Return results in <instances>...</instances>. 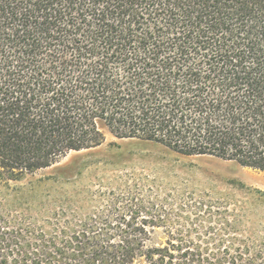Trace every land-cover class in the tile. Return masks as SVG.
<instances>
[{
	"label": "trees",
	"instance_id": "trees-1",
	"mask_svg": "<svg viewBox=\"0 0 264 264\" xmlns=\"http://www.w3.org/2000/svg\"><path fill=\"white\" fill-rule=\"evenodd\" d=\"M104 131L264 173V0H0V189ZM136 200L48 227L0 203V264H264V243L172 234ZM172 212L204 228L202 205Z\"/></svg>",
	"mask_w": 264,
	"mask_h": 264
},
{
	"label": "rangeland",
	"instance_id": "rangeland-1",
	"mask_svg": "<svg viewBox=\"0 0 264 264\" xmlns=\"http://www.w3.org/2000/svg\"><path fill=\"white\" fill-rule=\"evenodd\" d=\"M104 133L100 147L71 152L49 168L0 189L3 208L48 227L56 219L54 213L60 225L74 223L109 204L123 209L127 196H134L147 211L141 218L158 216L155 210L162 206L171 209L164 217L172 234H188L209 245L220 239L235 245L241 240L248 245L264 243V173ZM184 204L203 206L199 220L204 228H192L191 215L178 217L172 212ZM150 232L159 240L169 235L163 228Z\"/></svg>",
	"mask_w": 264,
	"mask_h": 264
}]
</instances>
